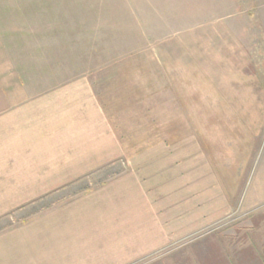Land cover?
Returning <instances> with one entry per match:
<instances>
[{
	"label": "rangeland",
	"instance_id": "rangeland-1",
	"mask_svg": "<svg viewBox=\"0 0 264 264\" xmlns=\"http://www.w3.org/2000/svg\"><path fill=\"white\" fill-rule=\"evenodd\" d=\"M0 35L36 92L89 81L118 135L146 138V182L188 185L210 223L182 264H264V0H0Z\"/></svg>",
	"mask_w": 264,
	"mask_h": 264
},
{
	"label": "crops",
	"instance_id": "crops-1",
	"mask_svg": "<svg viewBox=\"0 0 264 264\" xmlns=\"http://www.w3.org/2000/svg\"><path fill=\"white\" fill-rule=\"evenodd\" d=\"M114 117L89 81L36 92L0 35V264H182L194 252L178 243L210 216L196 221L188 185L179 199L178 184L145 181L132 161L146 138L132 148ZM116 162L120 176L56 198Z\"/></svg>",
	"mask_w": 264,
	"mask_h": 264
}]
</instances>
